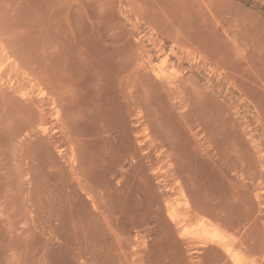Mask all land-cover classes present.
Here are the masks:
<instances>
[{
  "label": "rangeland",
  "instance_id": "374dc122",
  "mask_svg": "<svg viewBox=\"0 0 264 264\" xmlns=\"http://www.w3.org/2000/svg\"><path fill=\"white\" fill-rule=\"evenodd\" d=\"M0 264H264V0H0Z\"/></svg>",
  "mask_w": 264,
  "mask_h": 264
},
{
  "label": "bare ground",
  "instance_id": "6f19581e",
  "mask_svg": "<svg viewBox=\"0 0 264 264\" xmlns=\"http://www.w3.org/2000/svg\"><path fill=\"white\" fill-rule=\"evenodd\" d=\"M181 117L183 118L184 116L181 115ZM194 124L196 125V123H194ZM193 130L194 129H193V124H192V126L189 128V132L191 133V132H193ZM205 131H206V129H205ZM202 133H204V132H202ZM202 135L203 134H200V133H193L192 134V136L197 140V145H198V147H195V151H194L195 156L198 159H201V160H203L205 158L211 160L213 162V165L216 166L217 170H219V172H221V166H220V162L221 161L220 160H217V161L214 160L215 157L213 158L212 151L210 150L211 146L207 145V143L206 144L204 143L206 138L204 136H202ZM151 148H152V150L155 153L159 154L158 155V157L160 158L159 164L163 163V161H175V162H177V166H176L177 168H173L169 172H166V173L163 174L165 183H169L168 180H170V179L172 181L178 182L179 179H181L183 177V170L182 169L183 168H187V166H188L189 172L190 173L193 172V174H195V172H196L195 167H194V169H192L191 166H189V165L184 166V164L182 166H180L181 158L179 157L178 146L174 145L172 149L165 150L166 144L161 141V142H158L157 144H154V142H153L151 144ZM118 168H123L122 163L121 162H116L113 159V161H112L111 165L109 166L108 170L112 172V174H113V176H114V178L116 180H118V178H119L118 177L119 174L117 173V172H119L117 170ZM159 169L162 170L161 168H159ZM120 172H121L120 173L121 178L122 179L125 178V176L127 175V169L126 170H121ZM182 179H184V178H182ZM120 182L121 181H118V182L116 181L117 185H115L113 187V191H114L113 199L115 200L113 202L115 203V205L116 204L118 205L120 203L119 200L124 198V193L122 191L123 189L119 187ZM184 191H185L184 187L181 184H179L178 187H177V191L176 192L183 194ZM179 204L182 205L181 203H179ZM215 206H217V205L215 204ZM206 207H207V205H203V204L198 203L197 200L194 197H192L190 200L186 199L185 200V204L183 206V210H184L183 214L185 216V220L184 221H186V222L187 221H193V220L200 221V220H202V218H201L202 215H205L207 213L208 214H215V211L217 210L216 209L217 207H213V208H210V209H209V207L208 208H206ZM168 210H169V215H170L171 220L173 222H177V220H178V211L179 210H177V208L171 206L170 204L168 206ZM216 215L220 216L221 214L219 213V214H216ZM219 229H220V227L218 225H215L213 223H203L202 222V232L205 235L210 237L211 244H215V246L217 245V246L223 248L222 246L223 245H229L228 243L230 241L225 243V244H224V242L222 243L223 237L221 236V234H219ZM227 239H228V237H227ZM224 248H226V246ZM226 253L228 254V256L230 255L234 260H237L238 257H237L236 254H234L235 253L234 252V247H229L227 249ZM141 259L144 260V257L141 258Z\"/></svg>",
  "mask_w": 264,
  "mask_h": 264
}]
</instances>
